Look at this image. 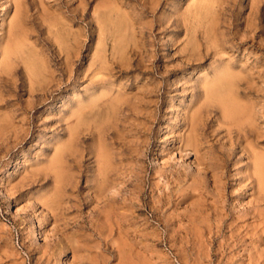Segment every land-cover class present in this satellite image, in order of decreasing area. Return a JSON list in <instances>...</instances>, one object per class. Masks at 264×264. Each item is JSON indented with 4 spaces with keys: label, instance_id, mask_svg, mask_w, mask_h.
<instances>
[{
    "label": "rangeland",
    "instance_id": "1",
    "mask_svg": "<svg viewBox=\"0 0 264 264\" xmlns=\"http://www.w3.org/2000/svg\"><path fill=\"white\" fill-rule=\"evenodd\" d=\"M263 156L264 0H0V264H264Z\"/></svg>",
    "mask_w": 264,
    "mask_h": 264
},
{
    "label": "bare ground",
    "instance_id": "2",
    "mask_svg": "<svg viewBox=\"0 0 264 264\" xmlns=\"http://www.w3.org/2000/svg\"><path fill=\"white\" fill-rule=\"evenodd\" d=\"M238 108V107H237ZM236 107H230L229 109H226V113L231 115V117L236 116L238 113V109ZM241 110V109H240ZM193 120V119H192ZM188 125V124H187ZM187 127V126H186ZM198 133V132H197ZM200 142V141H199ZM258 156V155H257ZM264 157V156H263ZM55 162V161H54ZM60 174V173H59ZM248 179V178H247Z\"/></svg>",
    "mask_w": 264,
    "mask_h": 264
}]
</instances>
